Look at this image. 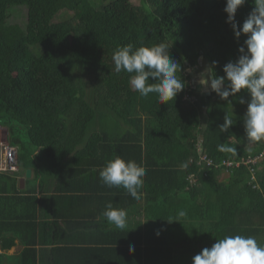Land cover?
I'll return each instance as SVG.
<instances>
[{"label":"trees","instance_id":"obj_1","mask_svg":"<svg viewBox=\"0 0 264 264\" xmlns=\"http://www.w3.org/2000/svg\"><path fill=\"white\" fill-rule=\"evenodd\" d=\"M14 6H26L25 24L9 22ZM225 6L226 0H109L100 8L92 0H0V119L7 142L17 148L18 173L32 168L38 181L21 190L22 201L43 191L46 178L85 168L97 174L118 155L146 169L142 188L150 210L168 204L154 220L209 225L214 244L228 231L223 225L237 222L231 214L244 215L239 207L246 209L244 222L264 229V156L255 165H222L264 151V140L245 134L249 94L241 90L223 100L212 92L204 121L188 98L195 92L188 70L205 62L210 76H224V65L237 60L247 39L235 37ZM254 6L245 0L237 9V30ZM61 10L71 14L54 22ZM158 43L169 47L185 82L165 103L156 94L141 96L129 83L132 74L115 72L112 59L118 47ZM225 117L233 124L221 133ZM222 143L236 154L220 152ZM202 155L213 164H199ZM110 192L122 196L127 190ZM172 208L174 217L168 215Z\"/></svg>","mask_w":264,"mask_h":264},{"label":"crops","instance_id":"obj_2","mask_svg":"<svg viewBox=\"0 0 264 264\" xmlns=\"http://www.w3.org/2000/svg\"><path fill=\"white\" fill-rule=\"evenodd\" d=\"M193 101L198 107L200 102L207 105V99ZM7 141L8 129L0 119V143ZM29 169L27 178L20 170L0 174V264H193L195 255L213 245L209 225L190 219L156 221L152 217L168 204L150 210L144 188L139 200L128 192L111 193L113 187L88 168L77 175L46 178L43 191H34L22 201V189L38 186ZM109 202L127 211L125 229L116 228L103 215ZM237 209L244 215L231 214L237 222L222 226L228 230L225 236H251L264 246V229H255L253 221L244 222L246 209ZM253 211L252 205L247 214ZM174 212L172 208L168 215L174 217ZM130 246L134 251H129Z\"/></svg>","mask_w":264,"mask_h":264},{"label":"clouds","instance_id":"obj_3","mask_svg":"<svg viewBox=\"0 0 264 264\" xmlns=\"http://www.w3.org/2000/svg\"><path fill=\"white\" fill-rule=\"evenodd\" d=\"M244 3L245 0H226L224 8L235 37L239 38L241 33L247 34V39L238 48L239 57L235 62L230 61L224 65V76L202 75L199 84L202 88L215 92L223 100H228L241 90L246 91L250 99L247 101L244 117L245 134L251 141L259 142L264 140V0H254V8L242 28L237 30L235 13ZM112 59L115 72L132 74L129 83L141 96L156 94L165 103L174 101L177 94L185 88V82L181 76H177V62L171 58L169 47L164 43L135 50L132 44L121 46L114 51ZM211 71L208 69V73ZM240 103H245L243 98ZM232 124V120L225 117L219 131L227 132ZM218 150L236 154L235 147L223 143L218 145ZM145 175L146 169L143 166L133 160L125 161L118 155L109 160L99 172L104 185L109 188L123 187L135 200L141 199ZM103 215L116 228L123 230L127 227L125 209L114 207L109 202ZM178 215L184 217L186 212L181 210ZM129 251H134V246H130ZM193 264H264V246L251 236L227 235L216 240L211 247L203 248L193 257Z\"/></svg>","mask_w":264,"mask_h":264},{"label":"rangeland","instance_id":"obj_4","mask_svg":"<svg viewBox=\"0 0 264 264\" xmlns=\"http://www.w3.org/2000/svg\"><path fill=\"white\" fill-rule=\"evenodd\" d=\"M109 0H92L94 3V6L96 8H100L103 4H106ZM133 4L135 5H140L141 0H132ZM10 23H16V24H25L26 23V14H27V8L26 6H14L10 8ZM71 12L67 10H61L55 17L54 22L63 20L67 18L68 15H70ZM209 67L205 62H201L200 66L196 67L195 69H189L188 72L192 75L191 83L195 89V92L191 97H188L189 99L196 100V99H207V105L205 103H201L199 105V110H200V116L203 119V121L206 119V109L207 106L210 104L212 101L211 98L212 91L210 92H205L204 90L206 88H202L201 85L199 84V80L202 75L205 76H210V73H208ZM23 136V134H22Z\"/></svg>","mask_w":264,"mask_h":264},{"label":"built area","instance_id":"obj_5","mask_svg":"<svg viewBox=\"0 0 264 264\" xmlns=\"http://www.w3.org/2000/svg\"><path fill=\"white\" fill-rule=\"evenodd\" d=\"M198 151L201 153L202 149L199 148ZM264 156V151L259 155L255 157H248L246 159H243L241 161H230V160H224L222 162V165L225 166H239L241 163L244 164H253L255 165L258 163ZM206 163L207 166H210L213 164V162L206 157V155L200 156L199 164ZM19 170L18 160H17V152L16 148L8 143H0V172H17ZM252 173L254 172V169L251 167ZM254 179V174L251 177ZM253 187H257V185H254Z\"/></svg>","mask_w":264,"mask_h":264},{"label":"water","instance_id":"obj_6","mask_svg":"<svg viewBox=\"0 0 264 264\" xmlns=\"http://www.w3.org/2000/svg\"><path fill=\"white\" fill-rule=\"evenodd\" d=\"M30 174H31V170L30 169H26V171H25V177L27 178V177H29L30 176ZM23 178H21V183H23Z\"/></svg>","mask_w":264,"mask_h":264}]
</instances>
